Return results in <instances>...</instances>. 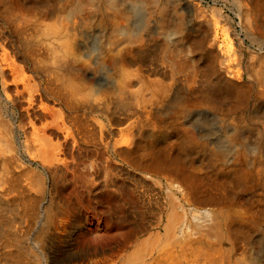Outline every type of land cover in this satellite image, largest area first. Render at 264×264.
<instances>
[{
  "label": "bare ground",
  "instance_id": "obj_1",
  "mask_svg": "<svg viewBox=\"0 0 264 264\" xmlns=\"http://www.w3.org/2000/svg\"><path fill=\"white\" fill-rule=\"evenodd\" d=\"M0 264H264V0H0Z\"/></svg>",
  "mask_w": 264,
  "mask_h": 264
}]
</instances>
